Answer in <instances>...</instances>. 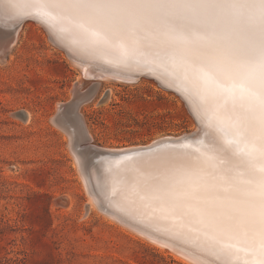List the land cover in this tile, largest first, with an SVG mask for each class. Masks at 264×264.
Returning a JSON list of instances; mask_svg holds the SVG:
<instances>
[{
  "label": "snow or ice",
  "instance_id": "1",
  "mask_svg": "<svg viewBox=\"0 0 264 264\" xmlns=\"http://www.w3.org/2000/svg\"><path fill=\"white\" fill-rule=\"evenodd\" d=\"M58 32L74 30L124 62L159 63L207 102L194 152L145 161L132 192L204 237L221 264H264V0H0ZM7 22L9 17H0ZM6 47V44L4 45ZM79 95L62 114L83 134Z\"/></svg>",
  "mask_w": 264,
  "mask_h": 264
},
{
  "label": "rangeland",
  "instance_id": "2",
  "mask_svg": "<svg viewBox=\"0 0 264 264\" xmlns=\"http://www.w3.org/2000/svg\"><path fill=\"white\" fill-rule=\"evenodd\" d=\"M25 23L0 57V264H187L89 202L56 121L78 84L94 97L80 108L93 145H145L191 132L181 99L144 76L84 87L44 29Z\"/></svg>",
  "mask_w": 264,
  "mask_h": 264
},
{
  "label": "bare ground",
  "instance_id": "3",
  "mask_svg": "<svg viewBox=\"0 0 264 264\" xmlns=\"http://www.w3.org/2000/svg\"><path fill=\"white\" fill-rule=\"evenodd\" d=\"M17 2L23 4L28 0H17ZM16 15L17 10L0 4V17H9L7 22L0 19V57L16 44L25 22L32 21L43 28L50 41L65 52L71 64L79 68L81 77L87 79L80 81L84 87H88V80L135 82L144 76L152 78L159 87L172 91L181 99L193 119L192 133L184 137L161 136L162 138L145 145L120 148L97 147L90 142L87 126L81 135L74 129L66 128L62 116L58 121L62 124V130L67 133L69 149L92 205L152 244L162 249L167 248L170 253H174L175 257L178 256L187 264H221L217 255L202 243L204 240L202 235L173 226L170 220L163 218L158 212L151 211L144 202L137 200L132 192L137 184L144 181L141 170L147 168L145 161L177 153L194 152L197 146L209 139L206 137L207 130L201 123L207 107L203 96L189 82H185L181 77H174L159 63L144 61L142 58H138L141 60L140 63L124 62L114 49L92 46L87 42V38L74 30L69 29L61 33L32 18L17 20ZM80 91L76 84L73 87L72 100ZM61 108L62 104L58 105V114ZM56 125L58 126L57 123Z\"/></svg>",
  "mask_w": 264,
  "mask_h": 264
},
{
  "label": "water",
  "instance_id": "4",
  "mask_svg": "<svg viewBox=\"0 0 264 264\" xmlns=\"http://www.w3.org/2000/svg\"><path fill=\"white\" fill-rule=\"evenodd\" d=\"M79 95H83V94L79 93V94L77 95V97H78ZM77 97H76V98H77ZM76 98H74L73 100H75ZM73 100H71L68 104L62 105V108H61L62 110H61V112H59V114H57L58 117H56V121H58L59 117L62 116V113L64 112V110L68 107V105H70V104L73 102ZM191 133H192V132L183 133V134L180 135V137H184V136L190 135Z\"/></svg>",
  "mask_w": 264,
  "mask_h": 264
}]
</instances>
